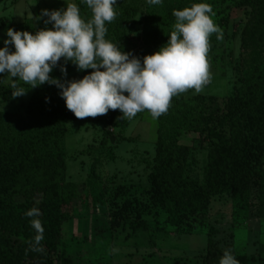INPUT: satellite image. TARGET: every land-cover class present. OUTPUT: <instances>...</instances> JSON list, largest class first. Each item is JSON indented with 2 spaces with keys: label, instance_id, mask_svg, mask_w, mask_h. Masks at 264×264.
Wrapping results in <instances>:
<instances>
[{
  "label": "rangeland",
  "instance_id": "rangeland-1",
  "mask_svg": "<svg viewBox=\"0 0 264 264\" xmlns=\"http://www.w3.org/2000/svg\"><path fill=\"white\" fill-rule=\"evenodd\" d=\"M258 1L162 0L160 5H149L147 0H117L116 19L106 23V28L121 29L126 35L107 40L141 62L167 44L175 23L171 13L194 3L212 7L223 40L218 41L215 34L210 38L211 82L199 94L192 89L173 97L167 113L159 118L153 119L145 110L129 120L119 110H109L104 116L67 123L61 147L67 182L77 185L78 195L65 209L69 220L63 225V246L73 264H203L210 241L223 251L258 256V243L264 240L259 226L264 208L257 189L246 204L235 201L231 194L213 198L206 225L194 231L175 227L161 208L152 206L148 195L157 163L171 155L185 158L187 177L204 185L214 142L205 131L216 126L231 98L246 97L254 72L264 70V25L257 17ZM68 3L78 6L85 21L91 19L84 0H0V48L9 39V28H34L42 10H62ZM46 26L53 29L52 23ZM7 47L15 51L13 45ZM61 62L66 75L53 69L51 78L66 83L85 76L87 69L78 70L64 59ZM19 86L29 88L27 94L13 98L7 73L0 74V111L10 116L18 131L27 127V136H19L36 141L39 125L28 119L29 108L38 91L53 85L30 88L20 82ZM26 118L28 122L21 123ZM127 200L134 202L136 211L129 215L128 224L122 220L114 228L113 212ZM140 209L147 231L131 229Z\"/></svg>",
  "mask_w": 264,
  "mask_h": 264
},
{
  "label": "trees",
  "instance_id": "trees-1",
  "mask_svg": "<svg viewBox=\"0 0 264 264\" xmlns=\"http://www.w3.org/2000/svg\"><path fill=\"white\" fill-rule=\"evenodd\" d=\"M258 8L259 23L264 25V0L258 1ZM170 18H174L172 13ZM47 19L40 18L38 26L25 31L35 34L47 29ZM125 35L117 28L109 30L105 38L120 39ZM61 60L53 68L56 71L63 64ZM92 71L87 69L85 75ZM61 91L56 85L47 87L38 91L31 102L28 119L39 125L36 141L19 136H27V127L18 131V127H12L10 116L0 111V264H73L64 252L63 225L69 220L65 209L76 200L78 187L67 182L61 145L67 135V123L77 118L66 108ZM27 122V118L21 120ZM205 132L214 142L204 185L187 177L186 159L174 155L162 158L151 176L148 195L152 206L161 208L178 229L185 226L194 231L204 227L211 200L225 194L246 204L252 190L257 189L264 208V70L254 72L246 97L231 98L216 126ZM120 191L126 195L124 188ZM133 203L127 200L113 212L114 228L122 220H126L125 224L130 222L129 215L136 211ZM33 207L40 210L39 219L45 229L43 252L32 251L28 243L36 233L30 224L32 218L25 213ZM130 225L133 231L148 230L141 209ZM223 253L210 241L203 264H219ZM263 253L261 246L257 259L232 255L239 264H264Z\"/></svg>",
  "mask_w": 264,
  "mask_h": 264
},
{
  "label": "clouds",
  "instance_id": "clouds-1",
  "mask_svg": "<svg viewBox=\"0 0 264 264\" xmlns=\"http://www.w3.org/2000/svg\"><path fill=\"white\" fill-rule=\"evenodd\" d=\"M147 2L160 5L162 0ZM84 3L92 13L87 21L75 3H68L62 10H42L37 17H47L45 23H52L53 29L35 34L7 30L9 39L0 48V74L7 73L13 98L27 94L29 88L20 87V82L30 88L48 83L62 90L66 108L77 119L104 116L109 110H119L122 118L129 120L147 110L157 119L167 113L173 97L192 89L199 94L211 82L210 38L215 34L222 41L223 30L214 22L215 13L209 4L194 3L174 10L175 23L167 44L141 62L105 38L106 23H112L117 16V0ZM9 44L14 46V52L9 51ZM61 58L71 61L78 70L94 71L80 80L62 83L50 77ZM60 70L66 75V68L61 66ZM25 215L32 218L30 224L36 233L28 241L30 249L43 252L45 229L39 219L41 212L33 207ZM219 264L239 261L231 250H225Z\"/></svg>",
  "mask_w": 264,
  "mask_h": 264
},
{
  "label": "crops",
  "instance_id": "crops-1",
  "mask_svg": "<svg viewBox=\"0 0 264 264\" xmlns=\"http://www.w3.org/2000/svg\"><path fill=\"white\" fill-rule=\"evenodd\" d=\"M261 222V224L259 225L260 226V233H262L263 231H264V219L263 220H260ZM258 245H259V248H257L258 247ZM258 245H257V252H256V254L259 256V254H260V247L261 246H263L264 247V240L262 241V242H259L258 243ZM255 255V254H254ZM258 256H257V258H258ZM254 257H256V256H254ZM251 258V257H250ZM262 258L264 259V253L262 254Z\"/></svg>",
  "mask_w": 264,
  "mask_h": 264
}]
</instances>
